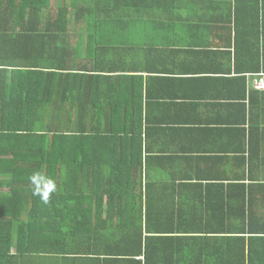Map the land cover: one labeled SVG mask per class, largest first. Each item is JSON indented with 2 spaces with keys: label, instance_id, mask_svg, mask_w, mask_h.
I'll return each instance as SVG.
<instances>
[{
  "label": "trees",
  "instance_id": "16d2710c",
  "mask_svg": "<svg viewBox=\"0 0 264 264\" xmlns=\"http://www.w3.org/2000/svg\"><path fill=\"white\" fill-rule=\"evenodd\" d=\"M61 2L0 0V264H264V91L250 128L217 129L240 140L231 158L181 140L149 157L142 128L83 109L120 81L98 64L110 49L79 63ZM237 34L238 71L264 78V27Z\"/></svg>",
  "mask_w": 264,
  "mask_h": 264
},
{
  "label": "crops",
  "instance_id": "0c3cea01",
  "mask_svg": "<svg viewBox=\"0 0 264 264\" xmlns=\"http://www.w3.org/2000/svg\"><path fill=\"white\" fill-rule=\"evenodd\" d=\"M61 1L51 0L49 10L59 11ZM63 3L68 11L63 12L67 16L62 24L69 27L70 44L82 41L79 63L94 62L87 57L88 48L110 49L97 56L98 64H104L100 70L112 68L120 81L108 87L114 96L111 102L107 100L111 91L101 85L99 97L86 95L82 100L83 109L98 111L105 127L115 123L111 127L142 128L149 157L169 152V145L174 149L181 140L191 142L199 155L231 158L233 143L240 140L217 129L250 128L259 112L255 114L253 92L264 91L254 88L259 74L238 71L237 27H264L263 0ZM87 37L93 39L87 42ZM92 115L83 124H90ZM249 142L247 137L250 154Z\"/></svg>",
  "mask_w": 264,
  "mask_h": 264
},
{
  "label": "clouds",
  "instance_id": "9594fccd",
  "mask_svg": "<svg viewBox=\"0 0 264 264\" xmlns=\"http://www.w3.org/2000/svg\"><path fill=\"white\" fill-rule=\"evenodd\" d=\"M47 190L44 191L43 193H37L41 195V199L43 200L44 203H48L49 196L52 192L55 191V184L52 181H48L46 185Z\"/></svg>",
  "mask_w": 264,
  "mask_h": 264
},
{
  "label": "built area",
  "instance_id": "2783aa9c",
  "mask_svg": "<svg viewBox=\"0 0 264 264\" xmlns=\"http://www.w3.org/2000/svg\"><path fill=\"white\" fill-rule=\"evenodd\" d=\"M254 87L256 89H264V79L261 78L260 81H258V82L255 83Z\"/></svg>",
  "mask_w": 264,
  "mask_h": 264
}]
</instances>
